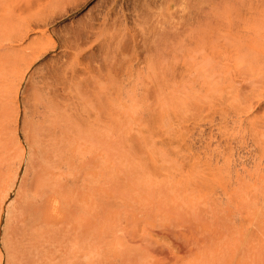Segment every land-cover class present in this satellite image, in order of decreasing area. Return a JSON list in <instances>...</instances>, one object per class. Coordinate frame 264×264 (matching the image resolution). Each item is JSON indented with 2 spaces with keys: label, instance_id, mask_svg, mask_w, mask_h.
Wrapping results in <instances>:
<instances>
[{
  "label": "rangeland",
  "instance_id": "374dc122",
  "mask_svg": "<svg viewBox=\"0 0 264 264\" xmlns=\"http://www.w3.org/2000/svg\"><path fill=\"white\" fill-rule=\"evenodd\" d=\"M0 264H264V0H0Z\"/></svg>",
  "mask_w": 264,
  "mask_h": 264
},
{
  "label": "bare ground",
  "instance_id": "6f19581e",
  "mask_svg": "<svg viewBox=\"0 0 264 264\" xmlns=\"http://www.w3.org/2000/svg\"><path fill=\"white\" fill-rule=\"evenodd\" d=\"M32 128H33V127H32ZM29 129H30V128H29ZM31 132H32V129H31ZM28 135H29V134H28ZM32 135H34V133H33ZM67 136H68V135H67ZM30 137H31V136H30ZM33 137H34V136H33ZM31 138H32V137H31ZM67 138H68V137H67ZM34 140H35V139H34ZM32 141H33V140H32ZM36 143H37V142H36ZM36 143H35V144H36ZM37 150H38V149H37ZM29 161H31V160H29ZM37 161H38V160H37ZM43 161H44V160H43ZM27 164H28V163H27ZM50 168H51V167H50ZM42 169H43V168H42ZM42 169H39V170H42ZM38 172H39V171H38ZM42 172H43V170H42ZM37 174H38V173H37ZM40 175H41V174H40ZM45 175H46V174H45ZM36 177H37V175H36ZM33 179H34V178H33ZM32 181H33V180H32ZM38 181H39V180H38ZM38 181H37V182H38ZM53 186H54V184H53ZM51 187H52V186H51ZM59 187H60V186H59ZM48 188H49V187H48ZM48 188H47V189H48ZM52 188H53V187H52ZM52 188H51V189H52ZM61 188H62V187H61ZM30 190H31V189H30ZM37 190H38V189H37ZM37 190H36V192H37ZM43 190H44V189H43ZM27 191H28V190H27ZM51 191H53V190H51ZM34 192H35V191H34ZM55 192H56V191H55ZM45 194H46V193H45ZM29 195H30V194H29ZM29 195H28V196H29ZM46 195H47V194H46ZM52 195H53V193H52ZM55 195H56V194H55ZM34 196H35V195H34ZM48 196H49V195H48ZM24 197H25V196H24ZM50 197H51V195H50ZM43 198H44V197H43ZM53 198H54V197H53ZM26 199H27V198H26ZM28 199H29V198H28ZM45 199H46V197H45ZM45 199H44V201H49V202H50V198H49V200H45ZM41 200H42V199H41ZM42 202H43V201H42ZM42 202H41V203H42ZM22 203H23V202H22ZM41 203H40V204H41ZM51 203H52V202H51ZM31 204H32V203H31ZM33 204H34V203H33ZM35 204H37V203H35ZM38 205H39V204H38ZM45 205H46V203H45ZM49 205H50V204H49ZM56 205H57V204H55V206H56ZM28 206H29V205H28ZM37 207H39V206H37ZM41 207H42V204H41ZM44 207H45V206H44ZM35 208H36V207H35ZM35 208H33V209H35ZM42 208H43V207H42ZM21 209H22V207H21ZM25 209L27 210V208H25ZM33 209H31V210H33ZM44 209H46V208H44ZM44 209H43V210H44ZM53 209H54V208H53ZM28 210H29V208H28ZM28 210H27V211H28ZM46 210H47V209H46ZM70 210H71V209H70ZM34 211H35V210H34ZM34 211H33V212H34ZM34 213H35V212H34ZM34 213H33V214H34ZM49 213H50V212H49ZM37 214H39V213H37ZM30 215H31V214H30ZM40 215H41V214H40ZM25 217H26V216H25ZM51 217H52V216H51ZM22 218H23V216H22ZM30 218H31V217H30ZM30 218H29V220H30ZM43 219H44V218H43ZM20 220H21V219H20ZM41 220H42V217H41ZM26 221H27V220H26ZM26 221H25L24 223H26ZM35 221H36V220H35ZM22 223H23V222H22ZM1 261H2V260H1Z\"/></svg>",
  "mask_w": 264,
  "mask_h": 264
}]
</instances>
